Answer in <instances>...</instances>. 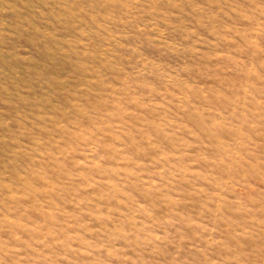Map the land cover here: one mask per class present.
Here are the masks:
<instances>
[{
  "label": "rangeland",
  "instance_id": "1",
  "mask_svg": "<svg viewBox=\"0 0 264 264\" xmlns=\"http://www.w3.org/2000/svg\"><path fill=\"white\" fill-rule=\"evenodd\" d=\"M0 264H264V0H0Z\"/></svg>",
  "mask_w": 264,
  "mask_h": 264
}]
</instances>
